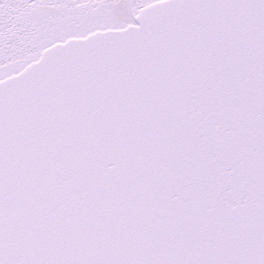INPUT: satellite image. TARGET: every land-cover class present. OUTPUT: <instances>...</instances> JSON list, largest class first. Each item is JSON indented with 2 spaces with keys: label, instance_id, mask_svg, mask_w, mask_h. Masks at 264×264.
I'll use <instances>...</instances> for the list:
<instances>
[{
  "label": "snow or ice",
  "instance_id": "6c2138e0",
  "mask_svg": "<svg viewBox=\"0 0 264 264\" xmlns=\"http://www.w3.org/2000/svg\"><path fill=\"white\" fill-rule=\"evenodd\" d=\"M0 264H264V0H0Z\"/></svg>",
  "mask_w": 264,
  "mask_h": 264
}]
</instances>
